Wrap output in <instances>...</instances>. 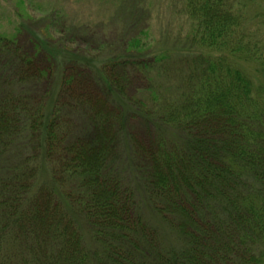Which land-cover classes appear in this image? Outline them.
Here are the masks:
<instances>
[{
  "label": "trees",
  "instance_id": "trees-1",
  "mask_svg": "<svg viewBox=\"0 0 264 264\" xmlns=\"http://www.w3.org/2000/svg\"><path fill=\"white\" fill-rule=\"evenodd\" d=\"M13 2L0 264H264V0H176L172 48L144 0H98L126 17L96 48L61 44L60 6Z\"/></svg>",
  "mask_w": 264,
  "mask_h": 264
},
{
  "label": "rangeland",
  "instance_id": "rangeland-1",
  "mask_svg": "<svg viewBox=\"0 0 264 264\" xmlns=\"http://www.w3.org/2000/svg\"><path fill=\"white\" fill-rule=\"evenodd\" d=\"M28 2V0H26ZM36 2L34 6H40L42 11L32 8V13L52 11L55 6L64 12V15L56 25L61 31L58 39L61 44L75 46L78 43L82 47L88 44L96 48L103 41L117 42L121 32V20L125 13L105 12L104 5L98 0H31ZM176 0H144V22L150 29V37L159 45L168 48L177 47L173 42L183 40L187 29L184 18L175 7ZM33 6V4H32ZM108 8V7H106ZM13 0H0V32L12 33L18 26ZM36 28L44 26V22L35 25ZM20 43L28 46L27 35L18 36Z\"/></svg>",
  "mask_w": 264,
  "mask_h": 264
}]
</instances>
